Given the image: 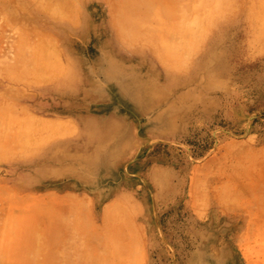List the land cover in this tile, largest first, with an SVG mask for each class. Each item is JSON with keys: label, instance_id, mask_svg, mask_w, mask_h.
<instances>
[{"label": "rangeland", "instance_id": "rangeland-1", "mask_svg": "<svg viewBox=\"0 0 264 264\" xmlns=\"http://www.w3.org/2000/svg\"><path fill=\"white\" fill-rule=\"evenodd\" d=\"M3 2L0 110L91 118L69 132L75 153L54 155L68 161V183L40 177L52 160L34 152L60 125L12 123L29 132L12 139L23 160L13 153L0 166L27 194V212L0 234L13 257L51 261L69 240L102 264H264V0L135 1L138 10L132 0ZM171 4L185 19L166 14ZM52 64L60 74L44 72ZM56 77L59 89L102 92L68 103L42 90ZM50 188L100 198L80 204L93 212L68 240L50 216Z\"/></svg>", "mask_w": 264, "mask_h": 264}, {"label": "crops", "instance_id": "crops-1", "mask_svg": "<svg viewBox=\"0 0 264 264\" xmlns=\"http://www.w3.org/2000/svg\"><path fill=\"white\" fill-rule=\"evenodd\" d=\"M3 1V3L5 4L8 0ZM43 68L44 72L51 74H60L59 71L63 70L61 69V66L55 64H52L51 67L47 66ZM3 72H10V68H3ZM64 72H68L66 67H64ZM99 72H105L104 68L101 67ZM115 72L116 76H119L118 72ZM60 80L61 79H59V77L53 78L51 80L45 79L46 82L42 85L43 92H51V94H56L58 90L59 92L65 95V99L67 100V102H73L72 104H75L77 97L84 98L85 101H88L87 99H91L92 94H97L98 91L99 93L102 92V89L98 90L97 87H95L89 89L84 88L82 91L80 90L77 94L76 89L73 88L72 85L59 89L57 88V84H59ZM121 86L122 85H120L118 88L121 89ZM130 94L134 95L133 91H131ZM2 111L3 110H0V166L5 168L12 162L13 153L19 155L17 159L23 160L22 155L28 151H26V149H23L22 146L19 145L13 148L12 139L16 138L17 136H27L29 132L27 130H24V125H21V130L19 132L17 129H13L12 126L13 122H28L26 114L19 113L18 115H15L13 117L11 114ZM72 112L74 113L75 110L73 109L70 112V109H68L67 116H41L37 118V121H42V123L49 122L56 125V123H58L61 119H66V121H68V123L71 124L70 126L73 128L79 121L88 122L91 120V118H89L87 114L81 115L83 119H81V116H79L80 119H77L75 113L72 114ZM49 129L50 132L46 136L42 137L44 139L45 137L50 136L51 139L47 140L43 144H39L34 152H36L37 155L43 154V157H45L46 155V158H50L52 161L50 162L51 164L44 162L41 163L37 168L38 175L48 180H64L66 183H68L72 176L69 171L70 166L68 165V161L62 166H59L56 164V161L58 160L56 159V157H54V155L60 154L62 152L64 153V156L69 155L70 157L71 153H75V148L72 143L75 141L76 133L69 135V132L71 131L69 130L68 136L56 138V136H61L62 134H59L58 130L55 131L53 125ZM36 132L37 138H40V134L42 133L39 130ZM48 191L52 192L53 194L51 195L50 199L51 209L50 212H46V215L50 213V216L53 218V220L55 219L59 221V231L60 233L65 235L68 240L70 237H72L73 234H76L75 219H85L86 217L92 215L93 209L91 204H88L87 207H85L84 205L82 206L80 204L98 202L100 198L87 193L77 194L71 188H50V190H46V192ZM38 193L39 195H43V193L45 192L43 190H38ZM26 198L27 194L13 192L12 183L7 179L5 175H0V234L2 232H5L6 228H11L12 217H22L23 212L24 214L27 212ZM48 199L49 198L42 197V199H40L39 201L41 205L38 204L39 208L37 207V212L39 213L40 217H43L45 215L43 203H49ZM120 199L121 197H115L107 201H111V204H113L115 202L120 201ZM82 233L84 234V231H82ZM87 249L88 248L86 247L85 242L71 243L68 240L67 242H62L58 247L53 249V255H55V257H53L51 261H48L44 258V252L42 251H39L37 253L35 259L29 261L27 259V253L22 254L17 251V256L13 257L12 248L10 246H6L5 244L0 243V264H102L100 260L93 261V259L89 255V252H87Z\"/></svg>", "mask_w": 264, "mask_h": 264}, {"label": "bare ground", "instance_id": "bare-ground-1", "mask_svg": "<svg viewBox=\"0 0 264 264\" xmlns=\"http://www.w3.org/2000/svg\"><path fill=\"white\" fill-rule=\"evenodd\" d=\"M136 1V3L138 2L139 3V5H140V3H142L143 1H145V0H141V2H140V0H135ZM135 1L134 0H132V2H131V4L130 5H132V10H138V4H136L135 3ZM191 1H193L194 2V0H191ZM150 2V1H149ZM192 2V3H193ZM197 2V1H196ZM206 2H208V1H206ZM191 4V2L189 3V6H191L190 5ZM200 4V1L196 4L195 3V6L197 5V7H198V5ZM202 4V3H201ZM193 5V4H192ZM200 7L202 6V5H199ZM178 6L176 5H173V4H171V5H169L167 8H168V10H167V8H166V11H167V13L166 14H173V15H176L177 14V16H179L180 18L182 17V18H184L185 19V17L184 16H181V14H180V12L182 13V11L183 10H181V8H177ZM203 8V7H202ZM181 10V11H180ZM178 11H179V14H178ZM185 11V10H184ZM183 11V12H184ZM164 14H165V11L163 12ZM182 15H185V13L184 14H182ZM181 18V19H182ZM183 20V19H182ZM196 22H197V20H195ZM201 22V21H200ZM195 23V22H194ZM32 119H37V118H35L33 115H29L28 116V118H27V120L28 121H31ZM58 124L60 125V127H59V129L58 130H61V131H69V130H71L72 129V127L70 126L71 124L70 123H68V121H66V119H61L59 122H58ZM97 132H99V131H101V129L99 128V129H97L96 130ZM94 133H95V131H93Z\"/></svg>", "mask_w": 264, "mask_h": 264}]
</instances>
